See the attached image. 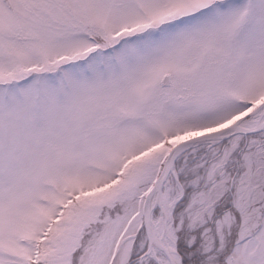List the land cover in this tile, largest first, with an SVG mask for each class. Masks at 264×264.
Returning <instances> with one entry per match:
<instances>
[{"label":"snow or ice","instance_id":"obj_1","mask_svg":"<svg viewBox=\"0 0 264 264\" xmlns=\"http://www.w3.org/2000/svg\"><path fill=\"white\" fill-rule=\"evenodd\" d=\"M0 264H264V0H0Z\"/></svg>","mask_w":264,"mask_h":264}]
</instances>
